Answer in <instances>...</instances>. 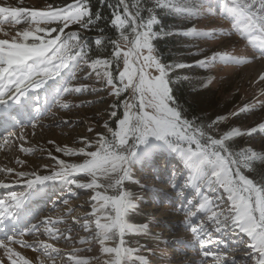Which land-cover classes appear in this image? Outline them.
<instances>
[{
  "label": "snow or ice",
  "instance_id": "obj_1",
  "mask_svg": "<svg viewBox=\"0 0 264 264\" xmlns=\"http://www.w3.org/2000/svg\"><path fill=\"white\" fill-rule=\"evenodd\" d=\"M108 7L113 9L110 23L118 33L117 38L105 35V29L100 27L102 14L93 11L90 0H72L64 7L0 5L3 21L17 25L24 20L35 25L12 36L0 28L7 37L0 38V109L33 108L41 91L46 97L50 95L54 104L68 108V103L62 102L65 94L81 93L90 87L73 84L81 63L91 70L88 76L94 74L97 83L103 82L104 89L114 98L109 112L112 126L105 121L94 140L82 137V147L55 146L57 153L77 160L61 159L49 153L55 167L48 175L35 170L0 169L6 175L14 174V179L8 182L0 180V189H10L14 184L26 186L24 191H10L0 197V221L15 218V209L24 204L37 185L63 181L73 195V186L90 190L91 211L82 222L74 216L73 220L91 236L78 242L87 244L95 239L107 257L103 264H129L137 250L126 245L125 236L147 232L148 226L129 222L130 213L137 208L138 194L126 184L132 182L141 190L146 188L133 179L134 166H143L155 155L168 153L182 165V170L171 172L168 183L174 190L173 202L179 203L177 211L183 213V226L191 234L190 240L181 239L176 243L184 248L198 247L202 264H209V258L211 264H237L236 258L229 255L225 237L240 236L249 250L243 257L247 264H264V175L256 179L245 174L246 170L256 171L257 161L264 164V151L236 150L231 143L235 138L264 132V123L243 130L237 126L220 130L230 118L257 106L264 108V91L254 104L246 103L227 115H218L210 123L200 117H189L174 95L173 77L176 74L175 80H180L179 70L193 65L162 62L153 43L168 34L155 30L159 24L157 10H165L192 21L179 35L203 41L238 35L264 57V0H217L215 6L210 0L207 5H190L188 0H117ZM206 15L221 16L230 28L206 31L195 26L197 21L193 18ZM73 25L77 26L75 30H71ZM90 31L98 34L92 42L97 48L111 47L108 56L91 55L93 48L84 35ZM193 56H202L195 59V66L205 70L218 63H251L249 58L226 51H213L211 55L197 52ZM214 79L206 77L201 86L208 87ZM259 81H264V73L259 75ZM35 110L40 111L38 107ZM32 127L36 125L33 123ZM88 131L93 129L90 127ZM13 135L9 133L4 143ZM20 150L29 151L23 144ZM16 163L23 165L24 161L17 159ZM61 203L67 205L68 200L63 199ZM62 222L63 217L37 219L33 216L18 232L5 233L0 239L3 252L0 264H57L62 253L56 242L72 240L70 229L62 231L58 227ZM213 233L219 236L214 238ZM42 236L46 239H41ZM163 242L167 244L166 240ZM219 245L225 247L221 249ZM16 246L37 255L28 258ZM76 251L83 250L68 253L69 264H90L88 258L77 256ZM139 259L141 264H148L144 257Z\"/></svg>",
  "mask_w": 264,
  "mask_h": 264
},
{
  "label": "rangeland",
  "instance_id": "obj_2",
  "mask_svg": "<svg viewBox=\"0 0 264 264\" xmlns=\"http://www.w3.org/2000/svg\"><path fill=\"white\" fill-rule=\"evenodd\" d=\"M0 5L46 8L49 4L47 0H0ZM206 16L208 17L202 18V22L197 27L206 31L212 28H230V24L221 16ZM0 21H3L2 17H0ZM34 27L35 25L24 20L17 25H12L7 21L0 23V28L7 31L9 36L15 35L18 30ZM0 38L7 37L3 32H0ZM196 44L198 47L196 51L203 54L211 55L213 51H226L235 56L251 59V63L248 64L218 63L210 70L203 69L206 72L198 77L199 81H204L206 77H215L213 83L208 87L216 90L223 101L224 109L220 110L217 116L227 115L233 110L243 107L246 103L254 104L261 98L260 93L264 91V81H259V75L264 73V57L260 56L257 48L251 45L252 48L238 35L221 37L216 40H198ZM253 54H255V58H253ZM90 71L83 63L76 69L77 80L73 81V84L78 86L83 83L90 87L81 93L65 94L62 102L68 103V108L54 104L52 97L50 95L46 97L41 91L38 93L39 99L34 101L33 108H26L24 113L18 111L16 122L19 121V125L0 137V169L14 168L17 171L26 172L35 170L40 174L48 175L55 167V161L51 159L49 153L70 161L78 159L57 153L56 145L82 147L84 146L82 137L94 140L96 132L103 130L105 121H108L110 126L113 125V121L109 119V112L114 98L104 89L103 82L97 83L94 74L88 76ZM85 77L88 78L85 79ZM93 88L104 90L97 92L92 91ZM235 102L236 104H234ZM232 104L234 106L231 107ZM36 107L40 109L39 112L35 110ZM120 111H122V107L118 110V115ZM25 114L26 119L23 118ZM33 123L36 127H32ZM260 123H264V108L257 106L250 112L241 113L239 117L230 118L220 126V130H227L230 126L241 127L243 130L246 127H255ZM90 127L93 129L92 132L88 131ZM9 133L15 135L8 143H4V138L8 137ZM18 137H22V139ZM243 137L246 140L244 148H250L257 152L264 151V132ZM50 140L55 143L49 144ZM22 144L29 150L28 152L20 150ZM17 159L24 161L23 165L17 164ZM174 169L182 170V165L168 153L157 154L151 162L145 163L143 166L136 165L133 168V179L139 180L147 187L141 190L139 185L127 182L126 186L129 187V190L138 194L137 208L130 213L129 222L146 224L148 230L125 236L126 245L137 250L129 264H133V261L134 264H141L139 257H144L148 264H172L173 261L178 264H202L203 258L198 247L184 248L181 244L176 243L181 239L190 240L191 234L183 226V213L177 211L179 203L173 202L174 190L168 183V177ZM12 179H14V174L6 175L4 172H0V180L8 182ZM25 189L26 186L23 184H14L10 189H0V197L6 196L10 191H24ZM73 192L74 195L68 191V185L59 180L48 181L45 185H37L31 190V195L24 204L15 210L16 217H12V221L3 225L0 224L1 231L7 232L8 235L18 232L23 228L25 221L33 216L37 219L63 217V222L58 227L62 231L70 229L72 240L61 239L56 242V247L61 249L62 253L57 264H69L67 254L81 249L83 251L75 252L77 256L88 258L90 264H103V260L107 257L101 252L99 243L95 239H90L89 243L80 244L78 241L81 238H89L91 233L86 232L80 224L73 220L74 216L82 222L86 214L91 211L90 190L76 189L73 186ZM168 194H171V197ZM63 199L68 200L67 205L61 203ZM140 215L143 218L141 220ZM170 215L176 216L172 218ZM32 222H36V220ZM20 225L21 227L18 229ZM218 236L219 234L213 233L214 238ZM25 238L31 239V237ZM40 238L46 239L43 236ZM225 239L229 255L236 258L237 264H247L243 257L249 250L241 242V237L233 236L231 239L227 237ZM165 240L167 244L163 242ZM16 247L23 255L26 254V251L34 257L37 255L30 249ZM224 247V245H219L221 249ZM0 255H3L2 250H0ZM209 264H211V258H209Z\"/></svg>",
  "mask_w": 264,
  "mask_h": 264
},
{
  "label": "trees",
  "instance_id": "obj_3",
  "mask_svg": "<svg viewBox=\"0 0 264 264\" xmlns=\"http://www.w3.org/2000/svg\"><path fill=\"white\" fill-rule=\"evenodd\" d=\"M210 2L212 6H215V0H210ZM47 3L57 7H64L66 4L72 3V0H47ZM90 3L93 6L94 12L100 11L102 14L103 19L100 22V27L105 29V35L117 38L118 33L113 29L110 23L113 9L108 7V4L115 5L117 0H108V3H101V0H90ZM188 3L190 5H199L202 3L207 5L209 0H188ZM157 15L159 24L155 25V30H163V32L168 33L167 35H161L153 42L161 60L165 63L180 61L193 65L192 68L179 70L178 75L181 77L180 80H175L176 74H174L175 87L173 91L174 95L177 97V102L184 108L185 113L189 117H200L205 123H210L212 119H215L219 111L224 109L222 106L223 101L220 99L216 90L209 87H202V81L198 80V77L206 72L195 66V59L200 58V56H193V53H197L196 50L198 47L196 43L198 40H193L192 38L178 34L185 29V25L191 26L192 21L165 10H157ZM209 16L211 17V15ZM204 17L208 16L193 18L197 21L195 26L199 25L200 22H202L201 19H204ZM76 27L77 26L73 25L71 30H75ZM84 35L93 48V52L91 53L93 57L97 55H109L111 52V47L109 45L97 48L94 43H92L98 35L95 31L85 32ZM245 47L248 49L247 46ZM184 76H187L188 79H182ZM234 104H236V102ZM234 104H232L231 107L234 106ZM245 141L244 137H238L231 143L236 150H239V148H244ZM254 167L256 169L255 172L246 170L245 174L250 178L259 179L260 175H264V164L257 161Z\"/></svg>",
  "mask_w": 264,
  "mask_h": 264
},
{
  "label": "bare ground",
  "instance_id": "obj_4",
  "mask_svg": "<svg viewBox=\"0 0 264 264\" xmlns=\"http://www.w3.org/2000/svg\"><path fill=\"white\" fill-rule=\"evenodd\" d=\"M1 110H2V109H0V111H1ZM170 216H171L172 218H174L176 215H170ZM139 217H140V220L143 219L141 215H140ZM25 253H26L25 255H27L28 258H33V257H34V256H33L30 252H28V251H26Z\"/></svg>",
  "mask_w": 264,
  "mask_h": 264
}]
</instances>
